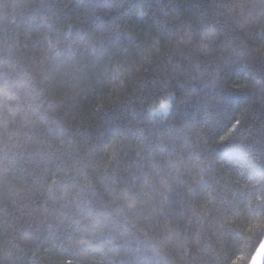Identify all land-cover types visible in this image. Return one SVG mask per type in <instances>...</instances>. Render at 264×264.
Returning <instances> with one entry per match:
<instances>
[{"label":"trees","instance_id":"16d2710c","mask_svg":"<svg viewBox=\"0 0 264 264\" xmlns=\"http://www.w3.org/2000/svg\"><path fill=\"white\" fill-rule=\"evenodd\" d=\"M261 223L264 0H0V264H251Z\"/></svg>","mask_w":264,"mask_h":264},{"label":"snow or ice","instance_id":"6c2138e0","mask_svg":"<svg viewBox=\"0 0 264 264\" xmlns=\"http://www.w3.org/2000/svg\"><path fill=\"white\" fill-rule=\"evenodd\" d=\"M168 104L161 103L158 108L153 109L154 112L156 111H163L167 110ZM257 227L264 228V223L258 224ZM236 264H246L245 258L241 257L236 261ZM251 264H264V245H261L260 248L255 253L254 258L251 260Z\"/></svg>","mask_w":264,"mask_h":264},{"label":"water","instance_id":"95a60500","mask_svg":"<svg viewBox=\"0 0 264 264\" xmlns=\"http://www.w3.org/2000/svg\"><path fill=\"white\" fill-rule=\"evenodd\" d=\"M262 245H264V242L262 243Z\"/></svg>","mask_w":264,"mask_h":264}]
</instances>
